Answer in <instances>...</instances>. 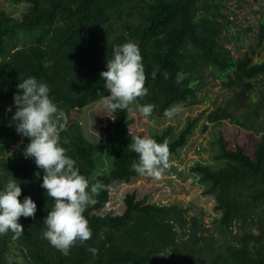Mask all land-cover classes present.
<instances>
[{
  "label": "trees",
  "instance_id": "1",
  "mask_svg": "<svg viewBox=\"0 0 264 264\" xmlns=\"http://www.w3.org/2000/svg\"><path fill=\"white\" fill-rule=\"evenodd\" d=\"M6 1L25 4L26 8L17 15L0 7V185L9 177L16 179L21 187L18 199L30 196L36 211L31 217L18 218L23 226L19 236L0 234V264H6L11 244L22 248L28 264H264V132L256 130V120H247L248 115L244 116L246 121L232 123L244 134H260L252 153L243 144L227 147L219 133L216 158L223 164L215 168L196 163L191 168L204 184V194L214 199V209L220 212L209 229L199 217L188 218L187 209L177 204L159 205L148 196L137 199L134 192L127 194L123 213H96L109 200L113 183L129 182L139 175L132 167L137 161V154L129 147L133 136H149L158 143L166 140L171 155L185 146L197 121H189L177 135L172 126L148 133L137 128V117H146L140 112L133 115L134 108L151 103L150 117L164 115L166 109L195 96L200 76L191 81L187 75H200L206 67L220 71L224 86L238 88L231 99L235 108L248 106V92L253 89L248 79L264 78V60L234 56L221 43L223 23L217 17H224L223 0ZM131 2L126 12L125 6ZM131 10L137 20L127 24L123 13L129 17ZM119 19L139 46L147 92L127 108L108 110L95 118L112 153V167L93 177L97 170L95 144L77 121L68 124V117L72 110L79 112L108 94L100 72L112 47L124 42L121 33L114 35V42L109 38L112 23ZM258 39H264L263 19ZM154 67L158 70L152 79ZM27 76L47 83L49 96L67 116L66 126L58 133L65 154L76 161L89 185L100 180L106 186L92 197L95 203L83 213L91 237L82 244L76 241L67 255L42 236V220L53 198L40 186L43 169L23 156L28 138L9 123L16 107L13 94L22 92L16 85ZM253 101L256 103L255 97ZM234 116L229 106H223L207 119L214 122ZM65 138L67 143H63Z\"/></svg>",
  "mask_w": 264,
  "mask_h": 264
},
{
  "label": "rangeland",
  "instance_id": "2",
  "mask_svg": "<svg viewBox=\"0 0 264 264\" xmlns=\"http://www.w3.org/2000/svg\"><path fill=\"white\" fill-rule=\"evenodd\" d=\"M222 2L224 17L220 15L217 17L223 23L221 43L234 56H249L254 62L264 60V39L262 42L258 39L260 21L264 20V0H223ZM132 3L125 6L126 12ZM0 7L5 8L6 12L11 11L18 15L22 9L26 8V5L9 4L6 0H0ZM198 12L203 13V9L200 8ZM130 14L128 17L123 13L127 24L135 23L137 20L134 11L131 10ZM120 19L114 21L110 27V40L113 41L114 35L121 33L124 42L132 41L129 30L120 24ZM187 76L191 81L200 76L195 85L193 98L170 108V111L177 109L172 111L170 116L153 115L150 117L147 115L144 116L145 120L139 117L136 119L137 128L148 133H158L172 126L174 135H177L189 121L197 118L187 143L177 153L168 155V167L162 171L159 180L139 174L132 177L129 182L113 183L110 186L109 200L96 211L97 214L106 215L110 211L114 214L123 213L127 194L134 192L137 199L148 196L149 200L156 204H177L187 209L188 218L199 217L205 229H209L213 221L220 216V212L214 209V199L204 194V184L199 181V175L191 168L196 163L207 164L215 168L223 164L222 160L216 158L219 149V133L224 136L227 147L233 148L237 144H243L247 152L252 153L260 134L255 137L250 133L244 134L232 122H237L238 119L246 121L244 116L248 115L247 120H256V130L264 132V78L260 75L248 79L253 85L252 91L248 92V106L237 109L231 99L238 88L234 86L230 89L224 86L221 73L216 67H206L202 69L200 75L189 72ZM254 97L256 103L253 101ZM104 99L105 97H102L88 104L79 112L72 110L68 117V124L77 121L83 134L95 144L97 170L93 177L112 167V153L105 137L98 131L95 120L108 112L104 107ZM223 106L230 107L235 115L234 118L214 122L207 119L208 114ZM255 107L258 113L254 111ZM137 112L139 108H134L132 114ZM23 140L22 138L16 144H21ZM16 144H11V147L15 148ZM253 231L258 232L257 229ZM235 232L234 227L233 233ZM23 252L21 247L11 244L5 257L6 264H28L24 262Z\"/></svg>",
  "mask_w": 264,
  "mask_h": 264
},
{
  "label": "clouds",
  "instance_id": "3",
  "mask_svg": "<svg viewBox=\"0 0 264 264\" xmlns=\"http://www.w3.org/2000/svg\"><path fill=\"white\" fill-rule=\"evenodd\" d=\"M157 70L154 67L150 73L152 79H155ZM163 75L167 76V73ZM100 77L108 92L103 101L106 110L127 108L135 98L145 95V72L138 44L129 40L114 45ZM16 87L22 92L13 94L16 107L9 123L14 125L19 135L28 138L23 146V156L32 158L35 165L43 169L40 186L46 190L47 196L53 198V204L42 220V236L67 255L76 241L82 244L91 237V229L83 213L87 206L95 203L92 197L106 186L100 180L89 185L79 172L76 161L65 154L66 149L62 147L58 133L64 128L67 116L49 96L47 83L27 76ZM138 107L139 112L147 116L154 106L145 103ZM175 110L166 109L164 115L170 116ZM63 143H67L66 138ZM129 147L137 154L133 170L159 180L162 171L168 167L167 141L158 143L149 136H133ZM20 194V184L12 177L0 185V234L11 232L13 238L19 236L23 226L18 218L34 215L35 201L28 195L18 199ZM89 251L94 253L95 249L90 247Z\"/></svg>",
  "mask_w": 264,
  "mask_h": 264
},
{
  "label": "water",
  "instance_id": "4",
  "mask_svg": "<svg viewBox=\"0 0 264 264\" xmlns=\"http://www.w3.org/2000/svg\"><path fill=\"white\" fill-rule=\"evenodd\" d=\"M205 129V128H204Z\"/></svg>",
  "mask_w": 264,
  "mask_h": 264
}]
</instances>
